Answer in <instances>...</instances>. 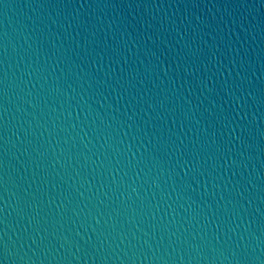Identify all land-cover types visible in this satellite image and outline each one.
<instances>
[{
  "label": "water",
  "instance_id": "1",
  "mask_svg": "<svg viewBox=\"0 0 264 264\" xmlns=\"http://www.w3.org/2000/svg\"><path fill=\"white\" fill-rule=\"evenodd\" d=\"M0 264H264V0H0Z\"/></svg>",
  "mask_w": 264,
  "mask_h": 264
}]
</instances>
